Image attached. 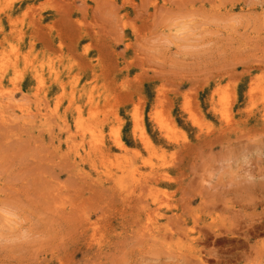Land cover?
<instances>
[{"label": "rangeland", "instance_id": "374dc122", "mask_svg": "<svg viewBox=\"0 0 264 264\" xmlns=\"http://www.w3.org/2000/svg\"><path fill=\"white\" fill-rule=\"evenodd\" d=\"M0 264H264V0H0Z\"/></svg>", "mask_w": 264, "mask_h": 264}]
</instances>
